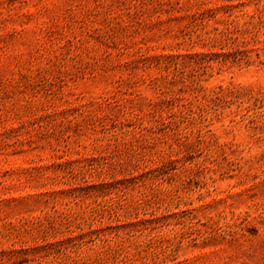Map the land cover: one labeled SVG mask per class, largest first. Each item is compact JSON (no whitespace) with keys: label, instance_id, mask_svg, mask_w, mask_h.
<instances>
[{"label":"rangeland","instance_id":"rangeland-1","mask_svg":"<svg viewBox=\"0 0 264 264\" xmlns=\"http://www.w3.org/2000/svg\"><path fill=\"white\" fill-rule=\"evenodd\" d=\"M0 264H264V0H0Z\"/></svg>","mask_w":264,"mask_h":264}]
</instances>
